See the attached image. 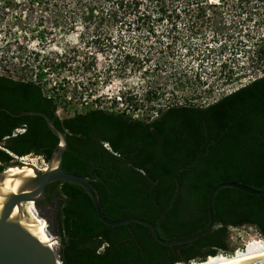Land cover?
<instances>
[{
  "label": "trees",
  "instance_id": "obj_1",
  "mask_svg": "<svg viewBox=\"0 0 264 264\" xmlns=\"http://www.w3.org/2000/svg\"><path fill=\"white\" fill-rule=\"evenodd\" d=\"M2 107L15 113L43 111L67 133L62 167L101 177L94 186L109 219L136 216L157 223L179 182V196L158 226L163 240L207 228V197L216 185L231 181L264 187V71L213 103L171 105L152 119L102 108L60 118L56 101L42 85L0 74ZM58 143L42 116L0 111V173L15 156L34 155L48 163ZM46 191L61 196L57 223L65 246L60 248L63 264H189L228 252L230 228L254 227L264 239V195L235 188L215 193L210 233L175 246L157 243L140 223L104 224L88 192L77 184L54 182Z\"/></svg>",
  "mask_w": 264,
  "mask_h": 264
},
{
  "label": "rangeland",
  "instance_id": "obj_2",
  "mask_svg": "<svg viewBox=\"0 0 264 264\" xmlns=\"http://www.w3.org/2000/svg\"><path fill=\"white\" fill-rule=\"evenodd\" d=\"M256 48L264 0H0V74L42 85L61 116L208 105L263 74ZM259 236L230 228L227 253Z\"/></svg>",
  "mask_w": 264,
  "mask_h": 264
},
{
  "label": "water",
  "instance_id": "obj_3",
  "mask_svg": "<svg viewBox=\"0 0 264 264\" xmlns=\"http://www.w3.org/2000/svg\"><path fill=\"white\" fill-rule=\"evenodd\" d=\"M2 110L14 117L27 115L42 116L48 128L58 137L59 143L44 169L36 167L32 163L22 161L23 157L19 158L15 156V160L6 163L5 169L0 173V264H63L60 258V248H64L65 246L61 240L57 215L54 210L49 211L47 207L38 205L46 197V188L54 182L74 183L85 189L92 198L99 219L104 224L113 227L129 225L133 222L143 224L151 230L154 240L164 246L192 243L214 229L215 218L212 202L215 193L220 188L230 187L252 195H264V187L257 190L237 182L227 181L220 183L213 187L207 197L209 216L207 228L185 238L163 240L158 234V226L165 213L176 202L179 196V182H177L174 198L162 211L157 223L136 216H129L118 220L109 219L104 214L100 193L94 186V183L101 180V177L93 173L89 176L74 174L67 172L62 167L64 153L68 149L67 133L56 127L50 116L43 111L27 110L15 113L6 107L0 108V111ZM15 167L20 169L24 167L32 168L33 173L29 174L26 171L13 173L10 171ZM30 202L35 204L39 210V215L47 221L49 230L55 237V245L42 241L29 229L27 222L30 220V213L28 212L27 204ZM227 264H264V255Z\"/></svg>",
  "mask_w": 264,
  "mask_h": 264
},
{
  "label": "bare ground",
  "instance_id": "obj_4",
  "mask_svg": "<svg viewBox=\"0 0 264 264\" xmlns=\"http://www.w3.org/2000/svg\"><path fill=\"white\" fill-rule=\"evenodd\" d=\"M21 160L32 163L37 167V164L34 160H27V157H23ZM10 171H12L13 173H20L24 171L28 172L29 174L33 173V169L27 167H24L22 169L15 167ZM30 204L34 203L30 202L27 204L28 212L30 213V220L27 222L29 229L42 241L47 243L49 242L50 244L55 245V239H53L54 236L49 230L47 221L39 215V210L36 207L31 206ZM32 208L36 212L33 211ZM261 255H264V240L262 238H257V240H255L253 243L247 244L246 247L242 249H237L236 252H233L230 255L219 253L215 256H210L203 261H191L189 264H227ZM176 264L185 263L179 262Z\"/></svg>",
  "mask_w": 264,
  "mask_h": 264
},
{
  "label": "flooded vegetation",
  "instance_id": "obj_5",
  "mask_svg": "<svg viewBox=\"0 0 264 264\" xmlns=\"http://www.w3.org/2000/svg\"><path fill=\"white\" fill-rule=\"evenodd\" d=\"M55 114L60 117V118H68L70 116H61L60 115V111L59 108L56 109ZM61 199V196H59L56 193H51L50 195L48 194V192L46 191V197L45 199H43L42 201H40L38 203V205L40 206H44L47 207V209L50 210H54L55 214L57 215L58 212V205H59V201ZM33 207H36L35 204H30ZM37 208V207H36ZM33 210V208H32ZM35 211V210H33ZM36 212V211H35ZM244 227V226H243ZM55 237H53L54 239ZM174 256V251H170L169 256L170 258H172Z\"/></svg>",
  "mask_w": 264,
  "mask_h": 264
},
{
  "label": "built area",
  "instance_id": "obj_6",
  "mask_svg": "<svg viewBox=\"0 0 264 264\" xmlns=\"http://www.w3.org/2000/svg\"><path fill=\"white\" fill-rule=\"evenodd\" d=\"M199 66H201V65H199ZM238 89V88H237ZM236 89V90H237ZM235 91V90H234ZM233 92V91H232ZM231 93V92H230ZM20 132H23L24 131V129H21V130H19ZM40 168H42V169H44L45 167H40ZM260 238H262L263 239V237H261V235L259 236ZM264 240V239H263ZM239 249V248H238ZM237 251V250H236ZM235 251V252H236ZM221 254H225V255H230L231 253H227V252H220ZM208 257H210V256H208Z\"/></svg>",
  "mask_w": 264,
  "mask_h": 264
}]
</instances>
